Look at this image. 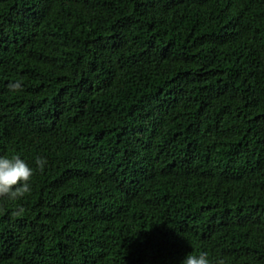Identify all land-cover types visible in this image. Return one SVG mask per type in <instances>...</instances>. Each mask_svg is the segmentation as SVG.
Returning a JSON list of instances; mask_svg holds the SVG:
<instances>
[{
  "label": "trees",
  "instance_id": "1",
  "mask_svg": "<svg viewBox=\"0 0 264 264\" xmlns=\"http://www.w3.org/2000/svg\"><path fill=\"white\" fill-rule=\"evenodd\" d=\"M0 156V264H264V0H0Z\"/></svg>",
  "mask_w": 264,
  "mask_h": 264
},
{
  "label": "clouds",
  "instance_id": "2",
  "mask_svg": "<svg viewBox=\"0 0 264 264\" xmlns=\"http://www.w3.org/2000/svg\"><path fill=\"white\" fill-rule=\"evenodd\" d=\"M20 87L19 82L9 85L12 91H16ZM45 164V158H36V165L41 171H43ZM32 177L33 169L19 156L11 158L0 156V197L7 196L12 200H16L23 197L26 193H30ZM20 211L22 212L23 209ZM182 264H210V261L208 254L201 252L198 256L187 255ZM219 264H224V261L220 260Z\"/></svg>",
  "mask_w": 264,
  "mask_h": 264
}]
</instances>
